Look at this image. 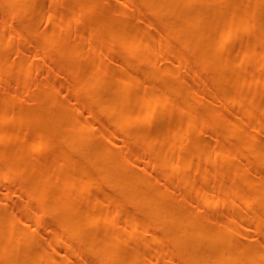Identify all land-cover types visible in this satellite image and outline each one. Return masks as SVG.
<instances>
[{
    "label": "bare ground",
    "instance_id": "1",
    "mask_svg": "<svg viewBox=\"0 0 264 264\" xmlns=\"http://www.w3.org/2000/svg\"><path fill=\"white\" fill-rule=\"evenodd\" d=\"M36 1L0 0V85L17 81L0 99V178L11 186L0 193V264H264V231L252 235V228L264 230V98L253 94L264 74V0L251 6L240 0H135L136 16L124 13L131 0H67L50 32L32 44L26 38L43 32H36L34 16L24 14L39 10L41 21L54 18L60 3ZM150 16L159 37L147 29ZM83 18L85 31L73 34ZM150 38L153 48L165 51L160 64L134 56L147 53ZM16 39L11 62L5 50ZM234 42L235 51L219 52ZM50 53L66 58V69L77 66L65 78L78 82L75 89L57 78L49 87L42 78L29 87L33 68ZM228 62L245 67L230 72L219 65ZM143 79L158 82L140 86ZM210 86L213 92L204 97ZM68 93L80 100L74 110L75 103L63 98ZM25 114L28 123L8 129ZM167 121L169 127H153ZM197 121L193 138L186 139L182 126ZM24 124L30 128L24 131ZM207 130L210 141L200 137ZM170 136L173 142L161 146L157 138ZM9 137L15 148L3 145ZM135 142L160 150L146 162ZM42 149L48 152L40 155ZM180 166L183 172L171 178ZM158 172L163 176L156 179ZM22 173V180L8 184ZM225 179L240 182L234 193ZM184 185L176 192L174 186ZM10 195L25 197L19 214L9 208ZM254 202L251 219L205 214L208 207L234 212L242 203L246 213ZM38 224L47 231L35 235ZM89 241L92 257L78 260L88 254ZM147 242L164 247L146 256Z\"/></svg>",
    "mask_w": 264,
    "mask_h": 264
},
{
    "label": "rangeland",
    "instance_id": "2",
    "mask_svg": "<svg viewBox=\"0 0 264 264\" xmlns=\"http://www.w3.org/2000/svg\"><path fill=\"white\" fill-rule=\"evenodd\" d=\"M67 0H59V5L55 7V10H57V14L55 15L54 18H45L43 21H41V15L39 13V10H34L32 11L30 14H24V17H27V16H30V17H35V26H36V32L39 34L41 31L43 32L42 36H38V35H35V36H32V37H29V38H26V42L28 43H32V44H37L39 42H41L43 40V36L48 34L50 32V29H51V26L59 19V16H60V11H61V8L62 6L65 4ZM242 1V3L246 6H251L253 3H254V0H240ZM37 3H42L44 2L43 0H37L36 1ZM45 2L47 4H50L49 0H45ZM130 2H132V4H130L128 6V8L125 10V15H130V16H136L137 15V11H136V8H135V3L136 1L135 0H131ZM232 9V8H231ZM231 9L228 8L227 11L224 12V14H227L229 11H231ZM264 9V8H263ZM50 10V9H49ZM262 9H259L257 10L256 12V16H259L260 13H261ZM99 12V8L96 9L95 13ZM155 22V19L150 16V20H148V31L151 32L153 35H155V37H159V34H158V31H157V27H152V25L154 24ZM0 25H1V19H0ZM87 26V20L86 19H79L76 24L73 26V30H72V33L73 34H76V35H81L83 33V30L85 31V28ZM219 28H224V24H221L219 26ZM255 38V34L251 35L250 36V39H254ZM9 40V35L6 34L5 35V38H4V43H6L7 41ZM97 41H100L99 40V37L97 36ZM17 43H18V40H14V44L12 47L10 48H6L5 52L6 53H10V61H14L17 59L16 57V46H17ZM87 43V42H86ZM222 43V40H219L217 42V44H220ZM238 43L239 42H234L232 44H230L228 46V49L227 48H224L223 50L219 51L220 53H225V52H228L227 50H232V51H235V49L238 47ZM153 43L152 42V38L149 39V41L146 43L147 45V53H143V54H140V55H134L136 58L138 59H141L142 61H152L154 63H157V64H160L161 63V59H162V56L164 54L165 51H163V53H161L160 51H158L156 48H153ZM88 45L87 44H83L82 48H86ZM169 51L173 52V48H169L168 49ZM81 51V50H79ZM39 55L40 53H42L41 51H38L37 52ZM40 57V56H38ZM23 58H25V56H23L22 58L18 59L17 61H24ZM20 62V63H21ZM66 65V58L58 55L57 53H50L49 55L46 56L45 60L42 62V64L39 66V67H34L33 68V71H32V77L29 81V87L31 89H35L37 87V84H39L41 82V78L44 79L45 81L44 82H47V86L49 87L50 85L49 84H53L55 78H57L59 80V84H63L66 85V81H65V78L67 75H73L77 72V70L75 69L77 66L74 65V68H71V69H66L65 66ZM220 66H224L226 69H228L230 72H239V70L241 69H244L245 67V64L241 63L239 66L238 65H233L232 62H228L226 64H219ZM257 67L260 66V64H256ZM192 63H190V69L192 70ZM116 69H119V68H116ZM70 70L73 71V73L71 74L70 73ZM44 71H47V73H44ZM44 73V74H43ZM259 73V72H258ZM190 74H193V72H190ZM44 75V76H43ZM57 75H59V78L57 77ZM261 78V79H260ZM143 82L140 84V86H144L145 84H157L158 81H147V79H143L142 80ZM49 83V84H48ZM262 83H264V74H261L259 79L257 80L256 82V88H259V91L256 92V93H253L257 98H260L261 99V102L263 101V98H264V86H262ZM229 84V83H228ZM68 88L69 90H73L77 87L78 85V82H74V81H70L68 82ZM17 88V81L16 80H12V82H9V83H3L0 85V99L2 98V96L4 94H6L10 89H12L13 91H15V89ZM137 91V90H136ZM211 93L213 92V88L210 86V88H207L205 89L203 92H202V95L204 97H206L207 95H209L208 93ZM125 93V92H124ZM244 93H248L247 90H244ZM63 98L66 100V101H71V102H74L75 104L73 105V110L74 108H76L77 106V103L78 101H80L78 98H75L73 97L71 94H65L63 96ZM77 102V103H76ZM260 102V104H261ZM262 105V104H261ZM242 106V104H239L236 108H240ZM15 121V120H14ZM186 121V119H184V122ZM172 121H167V122H159L158 124H156L155 126H153L154 128L157 127V126H163V127H169L170 124H171ZM22 123H28V115H24L23 118L21 119H18L17 121L13 122L11 124V126H8V129L9 128H12L14 125H18V124H22ZM201 123L200 121H197L195 122L191 127H187L186 125H183L182 126V129L184 131H188L189 134L186 136V139H192L194 134H195V126L197 124ZM150 129L151 127L148 126ZM30 128V126H27L26 124H24L23 126V130H28ZM200 137H204L207 139V141H210L211 140V137L213 138V132L211 130H207L205 131L204 133H202L200 135ZM261 138H264V130L261 132L260 136ZM161 144V146H166V145H170L172 142H173V139L174 137H168V138H163V139H160V138H157ZM4 146H7V147H12V148H15L16 145L12 144L11 143V137H9L8 139H6L5 141L2 142ZM218 143L219 141H212L211 142V145L208 147V149L205 150V152L207 154H213L214 153V150L215 148L218 146ZM121 145H123V142H120ZM133 146L135 148L138 149L139 153L141 156H143L145 158V161L148 162L152 159V157L155 155V153L157 151L160 150V148H156V149H152V150H147L144 148V144L142 142H135L133 144ZM48 151L46 149H42L39 154H46ZM171 153H173V150L171 151ZM186 157L188 156V153L184 154ZM226 157H230V154L229 153H226L225 154ZM13 161L17 160V158H14L12 159ZM0 165H1V162H0ZM194 165H192V167L190 168V170H187L188 172L189 171H193L195 167H193ZM213 167V165H208L206 170H210L211 168ZM230 169L232 170V168L230 167ZM183 167L180 166L178 168H175L174 171H173V174L171 176L172 177H176L178 175V173H181L183 172ZM262 170H257V171H253V175H257L261 172ZM205 174V173H204ZM163 175L158 172L157 174L154 175V178L158 179V178H161ZM24 177V173L20 174L19 176H15L14 178H10V179H7V182L9 185H12L14 184L15 182L19 181V180H22ZM213 180H216V177H212ZM5 181V178L4 177H1L0 178V193H9L10 191H8V188L11 187H6L4 182ZM225 182H226V185L227 187L231 190L232 193H234V191L237 189L238 185L240 182H235V183H230L228 182L227 183V179H225ZM246 185V183L244 182V186ZM175 189H178L176 192H180L182 193L186 188V186L184 185V187H181V189L179 190L178 187H175ZM95 190L94 191H97L99 188H94ZM191 194L195 195L196 196V192H190ZM243 200L244 201H248L249 200V197L252 196V193L251 191H248L246 190L243 194ZM25 200V197L22 196V195H19V196H12L10 195V199H9V208H14L16 214H19V210H17V208H19L21 206V204L24 202ZM258 202H254L253 204V207L251 210L247 211L246 213L244 212V208H243V203H242V206L240 205V208L234 212H226L224 209H213L211 207H208L206 210H205V214L209 217V218H213L214 216H219V215H227L228 217L232 218V217H238L240 215H244L247 219H251L253 217V215H255V212H256V209L258 207ZM108 206L104 207V208H107ZM83 216H79L78 219L81 220V222L83 221ZM120 222V221H119ZM118 222V223H119ZM117 223V224H118ZM46 226H43V225H36V234L35 235H40L42 233H45L47 230H46ZM49 230V229H48ZM96 229H84L82 231V236H87L89 234H91L93 231H95ZM253 232H252V235L254 237H260L262 234V232L264 231L263 229H260L259 231H256L254 232L256 229H253ZM85 246L88 248V254L87 255H84L83 257H80V256H77L78 260L79 259H87V258H91L92 257V252H91V249H92V244L91 242H86ZM164 247V243H158V244H154L153 242H147V249H146V253L145 255L148 256L153 249H163ZM73 252V250H71ZM165 253L162 252L161 253V256H164ZM62 264H65V261H62ZM176 264H183V261L182 260H178Z\"/></svg>",
    "mask_w": 264,
    "mask_h": 264
}]
</instances>
